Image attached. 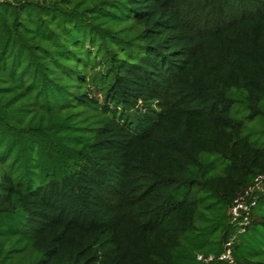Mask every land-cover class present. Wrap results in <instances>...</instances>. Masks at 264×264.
<instances>
[{
	"label": "trees",
	"instance_id": "16d2710c",
	"mask_svg": "<svg viewBox=\"0 0 264 264\" xmlns=\"http://www.w3.org/2000/svg\"><path fill=\"white\" fill-rule=\"evenodd\" d=\"M263 106L264 0H0V264L219 256Z\"/></svg>",
	"mask_w": 264,
	"mask_h": 264
},
{
	"label": "built area",
	"instance_id": "2783aa9c",
	"mask_svg": "<svg viewBox=\"0 0 264 264\" xmlns=\"http://www.w3.org/2000/svg\"><path fill=\"white\" fill-rule=\"evenodd\" d=\"M264 194V175L256 177L253 185L240 193L228 210L232 231L228 240L224 243L223 252L219 256L199 254L198 261L208 264L214 261L226 264H237L233 254L234 246L241 234L248 231L252 224V213L258 205V194Z\"/></svg>",
	"mask_w": 264,
	"mask_h": 264
},
{
	"label": "rangeland",
	"instance_id": "374dc122",
	"mask_svg": "<svg viewBox=\"0 0 264 264\" xmlns=\"http://www.w3.org/2000/svg\"><path fill=\"white\" fill-rule=\"evenodd\" d=\"M130 115L134 116V113L131 112ZM256 122H257V124H255V123L253 124L254 127H252V126H249V127H250V129H254V130L257 129V132L259 131V133L261 134L262 133V130H263L262 127H263L264 124H261L260 123L261 122V119H259ZM254 134L255 135H253V138H254L253 141H258L259 144L260 143H264V135L261 136L260 134H256V133H254ZM254 218L255 217H254V211H253V213H252V220H254ZM240 241H241V238L239 237L238 240H237V242H236V245L235 246L239 245L240 244ZM235 246H234V248H235ZM202 254L206 255L207 253L206 252H202Z\"/></svg>",
	"mask_w": 264,
	"mask_h": 264
}]
</instances>
